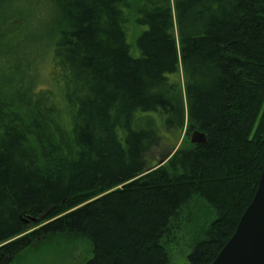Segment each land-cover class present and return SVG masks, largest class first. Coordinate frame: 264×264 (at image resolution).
<instances>
[{"label": "trees", "instance_id": "16d2710c", "mask_svg": "<svg viewBox=\"0 0 264 264\" xmlns=\"http://www.w3.org/2000/svg\"><path fill=\"white\" fill-rule=\"evenodd\" d=\"M263 166L264 0H0V264H211Z\"/></svg>", "mask_w": 264, "mask_h": 264}, {"label": "water", "instance_id": "95a60500", "mask_svg": "<svg viewBox=\"0 0 264 264\" xmlns=\"http://www.w3.org/2000/svg\"><path fill=\"white\" fill-rule=\"evenodd\" d=\"M191 143L205 144L203 132L194 130ZM168 156L157 161L161 165ZM32 221L36 219L32 218ZM211 264H264V166L254 196L239 218L232 236Z\"/></svg>", "mask_w": 264, "mask_h": 264}, {"label": "rangeland", "instance_id": "374dc122", "mask_svg": "<svg viewBox=\"0 0 264 264\" xmlns=\"http://www.w3.org/2000/svg\"><path fill=\"white\" fill-rule=\"evenodd\" d=\"M162 137L159 144L153 150V152L156 151L152 157L156 166H158L157 161L165 156H168V158L161 165L167 164L170 156L188 140L183 130L173 133L166 132ZM197 205L200 206L201 204L197 203ZM186 241V239H183L176 247L169 250L170 257L172 258L171 264H186ZM89 257L90 254H86L82 247L61 243L48 251L45 250L42 253L40 251L39 254L20 258L12 264H84Z\"/></svg>", "mask_w": 264, "mask_h": 264}]
</instances>
